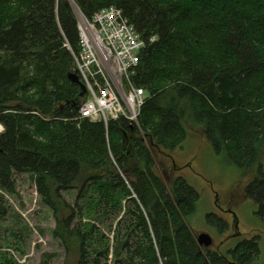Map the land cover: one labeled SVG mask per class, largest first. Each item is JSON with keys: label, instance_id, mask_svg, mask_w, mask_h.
Returning a JSON list of instances; mask_svg holds the SVG:
<instances>
[{"label": "trees", "instance_id": "1", "mask_svg": "<svg viewBox=\"0 0 264 264\" xmlns=\"http://www.w3.org/2000/svg\"><path fill=\"white\" fill-rule=\"evenodd\" d=\"M73 2L88 21L120 9L145 42L133 77L147 95L139 127L79 119L67 80L80 51L69 0H0V190L17 195L14 174L29 175L57 215L60 193L81 183L93 221L123 212L112 239L95 224L70 229L73 214L55 231L77 264H226L189 230L198 192L182 178L166 185L157 168L163 159L173 169L172 154L199 129L216 155L254 172L244 195L264 224V0ZM205 221L226 228L213 214ZM256 241L240 244L239 264H257Z\"/></svg>", "mask_w": 264, "mask_h": 264}, {"label": "rangeland", "instance_id": "2", "mask_svg": "<svg viewBox=\"0 0 264 264\" xmlns=\"http://www.w3.org/2000/svg\"><path fill=\"white\" fill-rule=\"evenodd\" d=\"M190 129L182 148L172 154L174 168L162 159L161 166L157 168L158 175L166 185L176 178H182L198 192L200 198L196 213L188 223L195 238L205 233L216 246L230 241L227 238L230 233L226 232L223 236L205 221L208 214H219L228 223L231 222L227 215L217 210V195L221 204L235 210L233 217L238 221L239 229L236 233L242 235L238 239L260 237V261L264 264V224L255 215L256 206L244 195V189L252 181L254 172L242 174L224 157L215 154L199 129ZM3 132L4 128L0 125V134ZM14 179L17 195L0 190V203L6 209V215L0 218V264H77L78 255L72 242L65 243L55 232H63V226L71 214L74 216L70 229H87V225L95 224L110 239L113 234L109 227L115 229L116 223L127 219L120 212L112 223L93 221L90 215L95 213V208L88 205L89 185L84 192H80L81 183L60 193V199H56L59 210L55 215L41 202L29 175L14 174ZM92 233L94 238L97 237V233ZM238 239L230 241V245H234Z\"/></svg>", "mask_w": 264, "mask_h": 264}, {"label": "built area", "instance_id": "3", "mask_svg": "<svg viewBox=\"0 0 264 264\" xmlns=\"http://www.w3.org/2000/svg\"><path fill=\"white\" fill-rule=\"evenodd\" d=\"M83 20H77L80 51L73 53V72L86 87L78 105L79 119L107 127L109 121L122 118L139 127L147 95L135 86L133 77L145 42L114 6L99 11L91 21Z\"/></svg>", "mask_w": 264, "mask_h": 264}, {"label": "flooded vegetation", "instance_id": "4", "mask_svg": "<svg viewBox=\"0 0 264 264\" xmlns=\"http://www.w3.org/2000/svg\"><path fill=\"white\" fill-rule=\"evenodd\" d=\"M246 200H249L247 197H245ZM215 206L217 208V210L222 214V215H227V217H229V219L231 220V222H227L226 220L223 219V217H221L219 214L215 216L218 217V218H221V220L225 223L226 225V228L223 230V231H219L216 227H213L215 230L219 231L220 234L222 233L223 236H225L224 233H230L227 235V238H229L230 241H234V240H237L238 236L241 235V233H236L237 229H238V221L236 219H234V211L233 209L230 208V206L228 205H223L219 202V198L217 195H215ZM250 201V200H249ZM252 202V201H251ZM253 203V202H252ZM254 204V203H253ZM255 205V204H254ZM256 213V212H255ZM214 215V214H213ZM233 217V219H232ZM239 230V229H238ZM205 234V233H203ZM242 236V235H241ZM197 239V238H195ZM257 240V247H258V253H259V258H258V261H257V264H263L261 261H260V237L258 235L256 236H251L250 238H246V237H243L241 239H238L239 241H237L234 245H230V241H227V242H223L220 246H216L214 241L212 240V244L207 248V247H200L201 249L209 252V253H216L218 254V256H221L222 259L226 262V264H239L237 259L235 258V255L237 253V251L239 250V246L242 242L246 241V242H250L252 240ZM197 243V242H196ZM198 245V244H197Z\"/></svg>", "mask_w": 264, "mask_h": 264}, {"label": "water", "instance_id": "5", "mask_svg": "<svg viewBox=\"0 0 264 264\" xmlns=\"http://www.w3.org/2000/svg\"><path fill=\"white\" fill-rule=\"evenodd\" d=\"M69 3L72 7V10L77 18V20L79 19L78 14L84 18V16L80 13L79 9L77 8V6L75 5V3L73 2V0H69ZM78 11V12H77ZM78 13V14H77ZM67 80L70 82V84L74 87L78 88V95L77 97L73 100V106L78 108L79 103L85 98L86 95V87L84 86V84L79 80V77L73 72V73H68L67 75ZM196 242L198 244L199 247H209L212 244V240L211 237L206 235V234H201L197 237Z\"/></svg>", "mask_w": 264, "mask_h": 264}, {"label": "bare ground", "instance_id": "6", "mask_svg": "<svg viewBox=\"0 0 264 264\" xmlns=\"http://www.w3.org/2000/svg\"><path fill=\"white\" fill-rule=\"evenodd\" d=\"M77 12H78V11H77ZM78 16H79V18H80L81 21H84L83 18H82L79 14H78Z\"/></svg>", "mask_w": 264, "mask_h": 264}]
</instances>
